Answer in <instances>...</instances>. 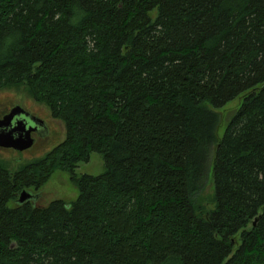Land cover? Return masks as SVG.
Returning <instances> with one entry per match:
<instances>
[{
  "label": "trees",
  "instance_id": "1",
  "mask_svg": "<svg viewBox=\"0 0 264 264\" xmlns=\"http://www.w3.org/2000/svg\"><path fill=\"white\" fill-rule=\"evenodd\" d=\"M11 88L65 131L0 159V264H264V0H0ZM56 170L72 202H17Z\"/></svg>",
  "mask_w": 264,
  "mask_h": 264
},
{
  "label": "rangeland",
  "instance_id": "2",
  "mask_svg": "<svg viewBox=\"0 0 264 264\" xmlns=\"http://www.w3.org/2000/svg\"><path fill=\"white\" fill-rule=\"evenodd\" d=\"M240 100V98H235L219 109L223 116L221 126L218 129L219 136L223 133L229 115L239 106ZM16 104L31 110L34 114L44 119L45 122L53 120L49 109L44 104L38 103L28 96L23 88L0 90V116L5 114L9 107ZM53 123L55 128H42L36 130L32 136L34 140L32 146L23 151L13 148H0V159L9 163L8 166L11 168H19L27 162L44 156L64 138L65 130L62 122L54 119ZM53 136H55L57 140L53 138ZM105 170L106 167L103 154L98 151H91L88 160L79 161L77 163L74 173L77 176L82 174L97 176L104 173ZM38 194L39 205H45L55 198H60L66 201V203H70L77 197L78 190L75 184L72 183L67 172L56 170L39 189ZM199 194L204 198L202 204L207 207L213 206V204L210 203V198L213 194V184L211 183L210 177Z\"/></svg>",
  "mask_w": 264,
  "mask_h": 264
},
{
  "label": "water",
  "instance_id": "3",
  "mask_svg": "<svg viewBox=\"0 0 264 264\" xmlns=\"http://www.w3.org/2000/svg\"><path fill=\"white\" fill-rule=\"evenodd\" d=\"M29 113L23 107L16 104L11 109L0 117V147L13 148L23 151L33 144L31 132L35 126H27L20 117L28 116ZM33 123L37 125V120L33 118ZM32 196L28 190H22L17 198L18 203H22Z\"/></svg>",
  "mask_w": 264,
  "mask_h": 264
},
{
  "label": "flooded vegetation",
  "instance_id": "4",
  "mask_svg": "<svg viewBox=\"0 0 264 264\" xmlns=\"http://www.w3.org/2000/svg\"><path fill=\"white\" fill-rule=\"evenodd\" d=\"M10 109H11V107H9L8 111ZM24 109H25V111H27L29 113V115L28 116H22L20 118L24 120V122L26 123L27 126H35V128H36L34 131L31 132V136H33V133H35V131L38 130V129L55 128V125L53 123L54 119L50 120L49 122H45L44 119H42L41 117H39L36 114H34L31 110H28L26 108H24ZM3 115L4 114H2L0 117H2ZM33 118H35L37 120V123H38L37 125H35L33 123ZM53 138L56 139L55 136H53ZM0 148H3V147H0ZM31 193H32V196L30 197V199H28V201L32 202L33 205H39V203H38L39 194L38 193H33V192H31Z\"/></svg>",
  "mask_w": 264,
  "mask_h": 264
}]
</instances>
